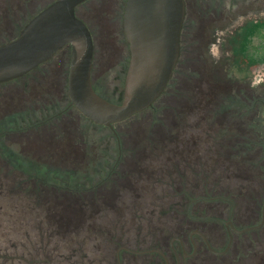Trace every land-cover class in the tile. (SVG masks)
Segmentation results:
<instances>
[{
	"label": "rangeland",
	"instance_id": "rangeland-1",
	"mask_svg": "<svg viewBox=\"0 0 264 264\" xmlns=\"http://www.w3.org/2000/svg\"><path fill=\"white\" fill-rule=\"evenodd\" d=\"M52 1L0 0V41L12 38L30 17ZM122 1L90 0L85 5L86 9H79V14L94 31V83L100 93L111 98H121L124 89V72L118 67L124 61L127 48L121 40L116 19ZM250 45L252 54L264 56V33L255 37ZM183 47L185 62L189 65L197 63V66L204 62L210 68L203 67L204 70H197L196 73L179 71L173 87L157 103L156 110L148 109L115 125L121 133L123 156L111 176L107 177L109 159H106L105 166H100L101 174L96 170L97 155L88 154L106 153L104 149L113 146L107 140V127L95 126L84 117L80 118L82 123L78 126L74 118L79 111L74 109L45 121L48 116L59 112L60 103L65 102L61 76H64L66 68V50L43 67L47 70L45 74L35 71L0 86L2 145L14 147L16 152L24 154L27 149L53 153L63 148H92L91 151H82L79 159L67 161L80 164L77 172L83 175L94 173L93 177L76 183L77 186L90 185L93 179L100 176L101 180L106 178L107 201L100 202L95 208L91 203L83 204L81 210L97 212L100 223L116 233L138 237L139 233L150 232L160 226H172L173 222L186 225L187 221L182 219L183 210H179V215L173 211L176 196L188 191L191 197L197 198L203 196V193L197 192L198 189L209 186L211 190L206 197L223 196L226 200H233L235 216L243 214L247 216L248 223H254L259 219L260 207L258 203L251 202V198L264 199V190L259 184L264 182V170L247 168L243 163L249 158L245 159L240 146L247 139L249 146L251 140H261L255 116L262 107L250 101L264 100V66L228 73L217 68L229 62V58L216 61L217 50H214V55L210 51L204 54V49L191 44L187 36L183 39ZM242 62L246 60L242 59ZM154 112L161 118L154 119ZM17 115L19 119L16 121ZM251 145L253 153L262 152V144L251 142ZM113 152L116 153V150ZM185 155L190 156L188 164ZM178 163L179 166L176 165ZM66 176L68 183H74L70 181L68 170ZM248 191L252 193H246ZM199 200L191 203L190 210L196 211L198 207L205 206L207 214L203 216L219 213L214 209L215 202H201L203 198ZM179 207H183L181 203ZM89 219L81 221L85 225ZM194 226L213 227L204 223L198 225V222ZM61 232L57 239H63L60 247L66 259L62 264H92V258L102 256H99L101 250L106 253V246L101 245L100 250L94 246L95 241H91L86 226L84 228L80 222L77 225L71 223ZM263 232L253 234L257 236ZM108 248L115 254L117 245ZM255 257L246 256L243 262H250ZM210 260L209 264H240L236 260L229 263L228 258L226 262L221 258L211 257Z\"/></svg>",
	"mask_w": 264,
	"mask_h": 264
},
{
	"label": "flooded vegetation",
	"instance_id": "flooded-vegetation-1",
	"mask_svg": "<svg viewBox=\"0 0 264 264\" xmlns=\"http://www.w3.org/2000/svg\"><path fill=\"white\" fill-rule=\"evenodd\" d=\"M89 1L80 4L76 9V14L85 21L93 36L94 61L92 79L93 85H95L94 31L79 14V9H86L85 5ZM126 1L123 0L121 2L120 8L116 13L117 28L119 29L121 40L126 44L127 48L124 54V61L118 67L124 72V85L131 56L123 26ZM185 2L186 15L181 33V54L170 82L174 78L176 71L196 73L197 70H204L203 67L207 66L204 62L198 64V66L196 65L197 63L189 65V63L185 62L183 47L185 36L188 37L191 44L203 48L204 54L207 53L206 51H210V54L214 55V50H217L216 61L229 58L228 63L217 67L227 70L228 73L247 71L258 65L264 66V56H255L263 59V61L250 63L249 58H244L246 62H242L243 58L240 57L239 53L244 35L250 31L252 26H257V28L248 36L251 40L264 33V0H185ZM259 24L261 26H258ZM63 50H66L64 58L66 81L63 88L64 94H66L65 102L60 103L61 109L59 112L53 113V116H48L45 121L69 109H74L78 112L76 107L71 104L68 94L67 80L70 47L66 46L53 58L23 76L26 77L38 70L40 66L52 62ZM250 52L252 53L251 48ZM207 67L208 69L210 68V66ZM214 68L215 70L217 69L212 67V69ZM46 72V69L41 71L42 74ZM170 82L158 100L148 109L156 110L157 103L167 95ZM2 84H6V82L0 83V86ZM123 96L124 89L121 98L106 97L111 101L121 102ZM252 101L257 106L260 104L263 112L264 100L254 99L250 102ZM51 109L53 108H50V111L53 112ZM152 116L157 120L161 118L160 115L153 114ZM82 117L86 118L80 112L75 115L74 119L78 126L82 123L80 119ZM18 119L19 115H17L16 121ZM86 119L95 126L107 127L105 131L108 135L107 140H110L111 144L115 146L106 147L104 149L107 150L106 153H88L97 155L98 165L96 170L98 173L101 172V174L100 166H105L106 159L110 160L108 163L110 168H107V177H109L119 166L123 156L121 133L115 127L118 123L113 126H107L93 123L88 118ZM2 140L3 138L0 136V264H62L66 259L60 247V241L63 239L62 237L59 240L57 238L62 234L61 230L63 228L67 229V226L71 225V223L77 225L78 222L84 228L86 226V231L90 234L91 241L93 243L95 241L94 246L98 250L101 249V245L107 247L105 254L103 250L100 251L99 256H102L99 259H91L92 264H209L211 257L221 258L225 262L228 258L229 263H233L236 260L240 264H264V224L259 228L242 233L234 230L235 228L241 230L261 223L264 199L256 196L251 198V202L258 203L260 214L257 221L248 223L247 216L244 217L243 214L240 217L235 216V203L233 200H226L223 196L206 197L205 195L210 193L211 186L198 189L197 192L199 193L200 191L203 196H198L197 198L191 197V192L186 191L184 195L176 196V205L172 206L173 211L177 212L178 215L180 213L179 210H183L182 219L187 221L186 225H183V223L179 225L178 222H173L172 226H160L159 228L151 229L150 232L139 233L137 234L138 237L125 235V233H116L111 227L100 223V216H98L97 212L81 210L83 204L91 203L95 208L100 202L107 201L108 185L104 184L107 183V181L104 182L106 178L101 180V176L100 178L97 176L98 180L93 179V183L91 182L90 185L77 186L76 183L79 181L83 182L86 177H93L94 173L83 175L81 172H77L80 164L67 161L71 160V158L73 160L79 159L83 155L82 151H91L93 150L92 148H63L56 149L53 153L27 149L24 154L20 151L16 152L14 147L3 146ZM114 149L116 153L113 152ZM25 155H28V157ZM33 155L37 157H33ZM40 155L41 157H39ZM19 159L23 161H18ZM51 159H53V162ZM184 159L187 163L190 156L185 155ZM176 165L179 166V163ZM67 170L71 176L70 181L74 183L67 182ZM122 180L120 179V181ZM214 183L217 182L214 181ZM201 198H203L201 202H215L216 207L214 209L219 211V213L203 216L207 214L204 209L205 206L198 207L196 211L190 210L191 203L200 202L199 199ZM180 203L183 207H179ZM185 208H187V211ZM220 213L225 215H220ZM152 214L154 215L155 212H152ZM88 218H90V223L88 222V224L85 223L84 225L81 220ZM202 218H208L209 220L203 221L201 220ZM238 219H240V222ZM195 220L198 225L204 223L213 227L194 226L197 223ZM255 232L263 233L254 236L253 233ZM231 236L232 240L230 242ZM113 245H117L115 254H112L108 248ZM249 255L256 257L249 260L250 262L244 263V257Z\"/></svg>",
	"mask_w": 264,
	"mask_h": 264
},
{
	"label": "water",
	"instance_id": "water-1",
	"mask_svg": "<svg viewBox=\"0 0 264 264\" xmlns=\"http://www.w3.org/2000/svg\"><path fill=\"white\" fill-rule=\"evenodd\" d=\"M88 0H53L11 39L0 43V83L19 79L70 47L71 104L93 123L113 126L153 106L170 82L181 54L185 0H127L124 33L130 64L121 102L100 95L92 79L94 40L77 7ZM262 119L264 125V101ZM261 223L238 233L261 227ZM232 240V236L230 242ZM213 250V249H212Z\"/></svg>",
	"mask_w": 264,
	"mask_h": 264
},
{
	"label": "trees",
	"instance_id": "trees-1",
	"mask_svg": "<svg viewBox=\"0 0 264 264\" xmlns=\"http://www.w3.org/2000/svg\"><path fill=\"white\" fill-rule=\"evenodd\" d=\"M264 24V23H263ZM258 26H261V24H259ZM257 28V26H252L251 27V29H250V31L248 32V33H245V35H244V38H243V40H242V47H241V49L239 50V53H240V57L241 58H249L250 59V63H255V62H258V61H263V59H260V58H258V57H255V55L254 54H252L251 52H250V47H251V43H252V40L248 37V36H250L251 35V33H253L254 32V30ZM9 39H11V38H6L5 40H3V41H0V43L1 42H4V41H7V40H9ZM45 65L46 64H44V65H42V66H40L39 68H38V70H36V71H42V69H43V67H45ZM177 73H178V71H176V74H175V76H174V78L172 79V81L170 82V84H169V87H168V90H167V93H168V91H170V89L173 87V85H174V83H175V81H176V78H177ZM64 76H61V77H63L62 79H61V81L63 82V84H62V86H63V88H64V83H65V81H66V77H65V73L63 74ZM60 81V82H61ZM94 88H95V90L100 94V95H102L103 97H105V98H107L104 94H102V93H100L99 91H98V88L96 87V85H94ZM108 99V98H107ZM110 100V99H109ZM260 105V104H259ZM261 106V105H260ZM259 106V107H260ZM154 115H160V114H158L157 112H154ZM157 120V119H156ZM255 120H257V125H258V127H259V129H260V133H261V135L262 136H260V138H261V140L260 141H255L254 139L253 140H251L250 141V146H249V142H248V139H247V141L245 142V143H243L242 144V146H241V149H242V154L244 153V157H245V159H247V158H249V159H247L243 164L248 168L249 166L252 168H254V167H257L258 168V170L260 171V170H264V125H263V119H262V110L259 108V110H258V113L256 114V116H255ZM251 142H254V144H262L261 145V148H263V150H262V152L260 153V155H259V153H253L252 152V150L254 149V147L251 145ZM258 156V158H257V160H253L254 159V157H257ZM259 171H257V173H259ZM263 175H264V172H263ZM254 177V176H253ZM260 185H261V189L262 190H264V182H261V183H259ZM248 187V186H247ZM253 190V189H252ZM246 193H249V194H251L252 192L251 191H248V192H246ZM258 193V192H257ZM260 214V213H259ZM264 230V229H263Z\"/></svg>",
	"mask_w": 264,
	"mask_h": 264
}]
</instances>
